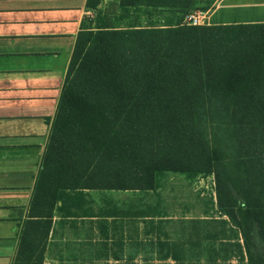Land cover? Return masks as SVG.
<instances>
[{
	"label": "trees",
	"instance_id": "obj_1",
	"mask_svg": "<svg viewBox=\"0 0 264 264\" xmlns=\"http://www.w3.org/2000/svg\"><path fill=\"white\" fill-rule=\"evenodd\" d=\"M48 122L15 264H43L55 210L70 217L86 190L154 192L168 173L214 176L219 213L242 239L237 264H264V23L81 31ZM104 201L96 217L157 215Z\"/></svg>",
	"mask_w": 264,
	"mask_h": 264
},
{
	"label": "crops",
	"instance_id": "obj_2",
	"mask_svg": "<svg viewBox=\"0 0 264 264\" xmlns=\"http://www.w3.org/2000/svg\"><path fill=\"white\" fill-rule=\"evenodd\" d=\"M87 1L0 0V264L16 262L48 147V120L81 31L177 27L189 16L205 25L264 23V0H215L207 12L182 0H101L96 8ZM116 192L86 190L83 208H70V217L55 210L51 232L60 221L133 220L96 217L105 199L119 200Z\"/></svg>",
	"mask_w": 264,
	"mask_h": 264
},
{
	"label": "rangeland",
	"instance_id": "obj_3",
	"mask_svg": "<svg viewBox=\"0 0 264 264\" xmlns=\"http://www.w3.org/2000/svg\"><path fill=\"white\" fill-rule=\"evenodd\" d=\"M113 194L121 201L140 199L157 215L60 221L47 240L44 264H237L242 239L219 213L214 176L190 182L168 173L157 191Z\"/></svg>",
	"mask_w": 264,
	"mask_h": 264
},
{
	"label": "built area",
	"instance_id": "obj_4",
	"mask_svg": "<svg viewBox=\"0 0 264 264\" xmlns=\"http://www.w3.org/2000/svg\"><path fill=\"white\" fill-rule=\"evenodd\" d=\"M187 23L193 26L204 25V21H202L199 17L189 16L187 18Z\"/></svg>",
	"mask_w": 264,
	"mask_h": 264
}]
</instances>
